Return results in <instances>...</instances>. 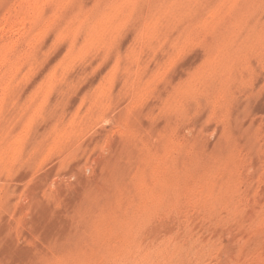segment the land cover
Listing matches in <instances>:
<instances>
[{"label": "rangeland", "instance_id": "374dc122", "mask_svg": "<svg viewBox=\"0 0 264 264\" xmlns=\"http://www.w3.org/2000/svg\"><path fill=\"white\" fill-rule=\"evenodd\" d=\"M0 264H264V0H0Z\"/></svg>", "mask_w": 264, "mask_h": 264}]
</instances>
